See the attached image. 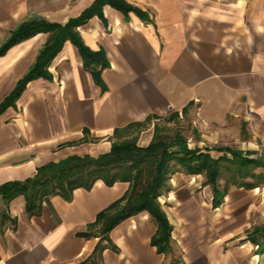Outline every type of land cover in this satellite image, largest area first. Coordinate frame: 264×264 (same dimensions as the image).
<instances>
[{
  "label": "crops",
  "instance_id": "0c3cea01",
  "mask_svg": "<svg viewBox=\"0 0 264 264\" xmlns=\"http://www.w3.org/2000/svg\"><path fill=\"white\" fill-rule=\"evenodd\" d=\"M95 1L0 0V46L26 20L65 24ZM124 1L139 12L105 3L101 16L78 27L86 46L106 55L101 83L67 40L49 64V77L28 82L0 114V185L32 177L40 166L69 155L105 153L116 128L157 116L139 134L138 144L146 146L154 124L175 111L196 125V146L203 151L242 137L253 147L247 149L257 150L256 140L264 144V0ZM48 36L39 33L0 56V104ZM86 145L90 150L81 151ZM214 152L209 150L220 156ZM128 188L98 181L91 190L76 189L70 201L51 197L34 216L23 195L8 207L0 196V215L5 210L9 216H0V264H83L99 237L80 233ZM159 201L173 226L172 252L158 253L151 245L157 227L142 212L110 232V246L96 263L262 264L264 241L254 244L248 233L264 225V185L233 186L214 208L203 175L177 172Z\"/></svg>",
  "mask_w": 264,
  "mask_h": 264
},
{
  "label": "trees",
  "instance_id": "16d2710c",
  "mask_svg": "<svg viewBox=\"0 0 264 264\" xmlns=\"http://www.w3.org/2000/svg\"><path fill=\"white\" fill-rule=\"evenodd\" d=\"M110 3L117 9L127 12L139 10L124 0H96L83 13L69 19L65 24L50 22L42 17L26 20L8 35L0 46V56L13 45L30 39L39 33H48L45 45L40 49L36 62L18 81L14 90L1 102L0 114L20 97L28 82L39 77H49L48 67L53 58L70 40L79 50L84 68L90 71L96 83H101L102 70L108 66L102 50H91L84 43L78 27L94 15L101 16L100 8ZM185 109L182 111L185 114ZM157 116H149L143 122H131L123 128L114 130L109 151L97 156L90 154L69 155L57 162H48L37 168L34 176L25 180L9 181L0 185V196L6 207L16 197L23 195L26 200V212L29 216L40 215L44 201L60 195L65 200L73 198L78 188L91 190L98 181L111 187L118 182L129 184L123 196L101 210L94 222L88 225L84 237H99L91 257L83 264H97L96 258L110 246V232L124 220L142 212L148 213L157 229L151 238V245L158 253L172 252L173 226L164 212L159 197L169 190V180L177 172L189 175H203L205 185L213 192V207H219L229 189L233 186L253 189L264 185V160L255 152L243 154L241 150L230 146L202 148L189 146V138L178 128H166L158 122L154 124V134L146 146L138 144L139 134L148 127ZM166 122L178 123L181 115L172 112L163 118ZM87 138H84L86 141ZM209 150L220 153L213 157ZM262 171L257 172V169ZM226 173L227 177H224ZM225 178L224 184L221 180ZM248 178L252 180H247ZM2 220L9 216L4 210ZM248 239L260 245L264 241V225L254 226L248 233ZM107 241V244H103Z\"/></svg>",
  "mask_w": 264,
  "mask_h": 264
},
{
  "label": "rangeland",
  "instance_id": "374dc122",
  "mask_svg": "<svg viewBox=\"0 0 264 264\" xmlns=\"http://www.w3.org/2000/svg\"><path fill=\"white\" fill-rule=\"evenodd\" d=\"M158 123L160 124V126L162 127H166V128H178L182 131V133L184 135H186L188 138H190L191 140L190 141V144H191V147H195L196 146V142L198 140H200V132L198 130V128L196 127V125L193 124L192 120L191 119H187V118H181L180 121L178 123L176 122H166L164 119L158 121ZM234 140V139H233ZM243 137L242 139L237 142V143H231L230 145H227V146H230V147H233L235 149H238V150H241L242 152L243 151H247V150H250V151H247V152H255L257 153V156H259L260 158H262L264 160V144L263 142H261L260 140H256V145L258 147L257 150H253V149H247V148H253L251 147L250 145L248 144H243ZM204 147V145H202ZM211 147H215V146H225V145H222V144H214V145H210ZM87 147V148H86ZM91 146L90 145H86V146H83L82 150L81 151H88L90 149ZM243 148V149H242ZM213 154L217 155V152H214ZM262 171V168L260 169H257V172H260ZM228 176V175H227ZM226 176V173L224 175V177H227ZM247 180H252L250 178H248ZM221 184H224L225 182V178H223L221 181ZM174 256L178 255L179 253H174Z\"/></svg>",
  "mask_w": 264,
  "mask_h": 264
},
{
  "label": "water",
  "instance_id": "95a60500",
  "mask_svg": "<svg viewBox=\"0 0 264 264\" xmlns=\"http://www.w3.org/2000/svg\"><path fill=\"white\" fill-rule=\"evenodd\" d=\"M250 157L256 158L257 154H252Z\"/></svg>",
  "mask_w": 264,
  "mask_h": 264
},
{
  "label": "built area",
  "instance_id": "2783aa9c",
  "mask_svg": "<svg viewBox=\"0 0 264 264\" xmlns=\"http://www.w3.org/2000/svg\"><path fill=\"white\" fill-rule=\"evenodd\" d=\"M262 264H264V260H263Z\"/></svg>",
  "mask_w": 264,
  "mask_h": 264
}]
</instances>
